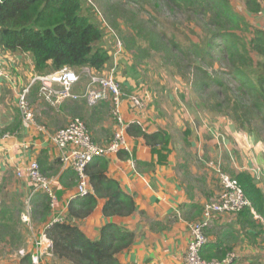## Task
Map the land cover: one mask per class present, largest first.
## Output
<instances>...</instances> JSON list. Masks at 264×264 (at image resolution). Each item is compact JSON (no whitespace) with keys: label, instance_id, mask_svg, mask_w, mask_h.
I'll return each mask as SVG.
<instances>
[{"label":"trees","instance_id":"obj_1","mask_svg":"<svg viewBox=\"0 0 264 264\" xmlns=\"http://www.w3.org/2000/svg\"><path fill=\"white\" fill-rule=\"evenodd\" d=\"M240 1L249 15L261 13L262 0ZM83 3V0H0V53L28 56L33 73L38 76L63 68L76 73L89 68L102 73L111 56L101 47L103 32L88 15L83 14ZM108 5L112 26L119 30L118 22L123 20L128 29V34L124 32L121 36L127 51H136L143 60L151 58L152 54L159 55L174 69L184 65L191 70L189 79L193 94L208 92L206 102L213 105L212 110L214 106H223L236 131L247 132L255 141H263L264 29L250 27L245 18L232 9L229 0H117ZM146 6L157 13L180 18L187 26L199 30L196 42L188 40V45L182 48L158 30L152 16L141 17ZM191 33H195L194 30ZM215 62L221 71L210 76L204 67L212 68ZM125 134L141 139L151 149L168 143L167 135L161 132L148 134L138 122L126 124ZM118 157L128 158V153L120 151ZM107 169L108 160L105 158L90 163L86 168L89 194L69 201L62 222L46 228L56 261L119 264L117 256L133 244L134 235L113 223L102 226L96 241L87 239L76 226L77 221L94 212L98 200L104 201L102 214L105 217H129L136 211L132 197L108 176ZM231 178L238 183L255 214L264 220V194L256 178L245 170L231 172ZM76 179L71 169L61 173L62 191L57 192V199L63 191L75 185ZM31 204L32 219L39 216L43 227L46 226L51 213L47 195L37 193ZM12 215L9 209L0 210V253L8 248L21 250L22 238L11 223ZM234 216L233 226L237 225L239 229L228 228L215 241L208 243L200 251L202 260L221 261L234 251L233 245L241 241L255 244L260 234V222L254 219L249 208ZM15 259L17 264H30V252ZM231 264L264 262L251 263L237 258Z\"/></svg>","mask_w":264,"mask_h":264},{"label":"crops","instance_id":"obj_2","mask_svg":"<svg viewBox=\"0 0 264 264\" xmlns=\"http://www.w3.org/2000/svg\"><path fill=\"white\" fill-rule=\"evenodd\" d=\"M261 12L264 13V0ZM11 74L10 81H0V184H6L7 189L27 199L30 186L25 180L16 177L15 169L35 161L44 176L56 181L57 195V192L62 191L59 177L65 168L60 163V153L50 137L66 126L68 114L80 117L86 112L83 107L87 104L83 100H67L58 106L48 104L46 108H41L37 104L43 102L38 96L39 84H33L28 101L34 112V124L25 125L16 102L18 90L28 86L31 79L36 76L32 70L31 60L29 59L28 66L19 65L14 70L11 68ZM121 86L130 89L128 83L123 82ZM75 87L82 90L83 84ZM102 104L103 102L99 103L93 113L89 112L90 116L84 113L87 115L85 117L87 130L92 134L93 143L98 146L107 145L111 132L114 133L117 129L116 126L112 127V131L108 130L109 128H105L99 118L95 119L98 106ZM10 105L15 107L18 114L12 115ZM120 114L125 124L138 122L148 134L161 132L167 135L168 143L164 147L151 149L141 139L126 137L125 134L129 147L128 158L118 157L117 154L105 159L108 160V176L132 197L136 211L129 217H105L102 214L104 201L98 200L94 212L86 219L77 221L76 226L92 241L98 240L100 229L107 223L116 224L131 232L134 235L133 244L117 256L119 264H184L191 238L190 226L200 221L207 201L217 197L213 191L216 183L204 178L206 170H209L206 163L200 157L196 158L204 155L201 146L196 148L194 142L198 140L203 127L201 125L198 129L180 127L176 132L181 134L174 139L170 130L163 128L159 117L155 118L153 115L154 124L152 122L145 124L141 115L128 101H123L120 105ZM233 132L236 133V130ZM197 159L201 162L198 163ZM243 170L250 172L245 167L240 169ZM260 183L264 184V176ZM260 183L257 182V185L261 189ZM76 185L77 179L73 187L63 191L57 199L56 206L51 209L49 221L56 216L62 218L65 216L68 202L75 198ZM261 191L264 194L263 189ZM226 217L218 215L211 220L207 231L209 243L215 241L228 228L234 231L239 229L237 225L233 226L234 219L231 222V219ZM233 246L234 252L238 254V260L241 261L250 262L249 256H254L253 253L256 251L246 241ZM32 250L33 242L29 252ZM5 253H1L0 264H17L14 259L10 261Z\"/></svg>","mask_w":264,"mask_h":264},{"label":"rangeland","instance_id":"obj_3","mask_svg":"<svg viewBox=\"0 0 264 264\" xmlns=\"http://www.w3.org/2000/svg\"><path fill=\"white\" fill-rule=\"evenodd\" d=\"M83 1V14L88 15L103 32V43L101 47L107 50L111 56L105 70L97 75L104 77L112 74L113 78L120 85L123 84V82L128 83L130 89H126L125 87L123 89V87H121L123 89L122 91L126 95H133L139 101H143V107L139 110L136 109L141 115L142 121H144L145 124L149 122L153 123V115H155V118L159 117L161 124H163V128L170 130L173 138L175 136H180L181 133L176 132L180 127H190L191 129H198L200 125L203 127V130L199 132L200 136L198 140L194 142H196V148L197 146H201L204 155L196 158L200 157V159L204 160V163H206V168L209 170H206V177L204 178H209L211 182L216 183L214 184L213 191L217 196L221 191L217 174L218 170L231 177V172H235L236 170L240 171L242 167H245L256 178V181L260 183L264 176V133L261 135L263 141H255L253 136L247 132L236 131V133H234L233 130H235V127L231 119L227 116V112L223 111V106H214V110H212L211 108L213 105H207L206 102V94L208 92L198 93L201 96L193 94V86L189 79V72L191 70L183 67L184 65H181L178 69H174L166 65L165 61L159 55L156 56L152 54L153 56L151 58L143 60L136 51H127L121 38V36H124V32L128 34V29L124 21L121 20L118 22L120 29L116 30L112 26L111 18L108 14V4L116 2L117 0ZM229 2L232 9L244 17L250 27L264 29L263 12L256 16H252L246 12L242 1L229 0ZM149 15L155 20L154 22L158 30L169 38L174 39L182 48L188 45V40L196 42L199 30L192 28L193 26L189 24L187 26L184 21H180L182 19L170 17V14L167 13H157L155 9L146 6L145 13H143L141 17L143 19L150 18ZM191 30H194L195 33H191ZM129 35L131 36L132 34ZM29 59L30 58L25 55L0 54L1 65L4 68L7 67L6 70L9 72H11V68L14 70L19 65L28 66ZM204 68L210 76H215L217 74L216 72L221 71L219 64L216 62L213 64L212 68ZM86 82L87 78L83 76L81 80L83 86ZM82 90L77 87L73 88L74 92H81ZM39 99L43 102L37 103L38 106L46 108L48 104L40 97ZM11 105L9 109L11 108L12 115L18 114V108L16 110L15 107ZM111 108V103L105 101L102 105L98 106L99 110H97L98 112H96L95 115L97 116L95 119L98 120L99 118L100 122L104 124L103 126L109 128L108 130H111L112 127H116L111 115ZM83 109L86 111L84 113L90 116L89 114L91 113L89 112L93 113V110L97 108L84 105ZM84 113L80 117L79 115L72 117L68 114V118L65 120L68 121L66 126L76 120L83 122L87 126V121L85 119L87 115ZM192 122H194V124H192ZM91 136L92 134H90V137ZM112 136L113 133L111 132L110 141L113 138ZM194 151L197 152L196 150ZM200 162L198 160V163ZM207 165L210 167H207ZM259 185L264 191V184L260 183ZM215 199L211 198L207 201V204L215 201ZM25 201V197L7 189L6 184H0V210L8 207L9 210L13 212L12 222H9L13 224L14 228L18 230V233L21 235V250H24L26 253L30 251L33 238L43 227V223L39 216L32 219L33 207L31 203L30 226L21 222L20 215L25 210ZM222 216L229 217L231 222L232 219L235 220L234 214H224ZM258 221L260 222L259 225L261 229L255 244L247 241L249 245H252V247L256 249L253 253L254 256H249L251 263L256 261L264 262V220L261 218V220L258 219ZM207 229L209 230V228ZM5 252V255L10 258V261L13 259L16 260L15 258L20 256L18 250L15 251L11 248L6 249ZM45 263L66 264L56 261L53 257H49L45 260Z\"/></svg>","mask_w":264,"mask_h":264},{"label":"built area","instance_id":"obj_4","mask_svg":"<svg viewBox=\"0 0 264 264\" xmlns=\"http://www.w3.org/2000/svg\"><path fill=\"white\" fill-rule=\"evenodd\" d=\"M7 68V67H6ZM0 62V81H10L11 72L6 70ZM89 68H83L76 73L63 68L55 73L34 76L28 86L22 87L17 92V108L25 125L34 124V112L28 101V94L33 84H39L38 96L51 106H58L67 100H83L90 107L97 106L101 102L111 103V115L117 129L113 133L111 142L105 146L94 144L88 134L86 125L81 121L69 123L59 129L51 137L52 143L59 151V159L63 168L71 169L77 175L75 198L86 197L90 192L87 166L97 158H107L117 155L120 151L129 152L125 137L126 124L120 114V105L128 101L136 110L143 107V101H139L133 95H126L113 75L99 76ZM87 78L83 90L79 93L73 88L81 83L82 77ZM16 177L25 180L30 186V194L25 201V210L20 215V220L27 226L31 224V200L37 193L47 195L51 203V209L57 204L56 181L44 176L37 162L32 161L24 167L15 169ZM221 187L215 201L205 204L200 221L190 226V242L184 257V264H231L238 258L234 251L221 260L204 261L200 257V251L209 243L205 234L213 217L223 214H237L239 211L249 208L254 219L261 218L255 214L250 202L245 198L238 183L230 176L217 171ZM61 216L52 218L48 224L34 236L33 250L30 252V264H46L45 260L52 256V242L46 235V228L54 223L62 222ZM20 257L25 255L24 250H19Z\"/></svg>","mask_w":264,"mask_h":264}]
</instances>
